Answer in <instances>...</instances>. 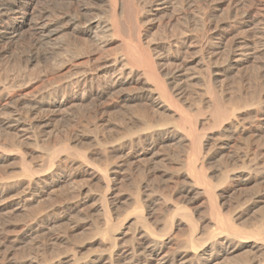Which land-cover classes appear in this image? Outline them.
Listing matches in <instances>:
<instances>
[{
  "label": "rangeland",
  "instance_id": "1",
  "mask_svg": "<svg viewBox=\"0 0 264 264\" xmlns=\"http://www.w3.org/2000/svg\"><path fill=\"white\" fill-rule=\"evenodd\" d=\"M211 1L124 0L130 22L121 35H113L107 20L109 0H40L23 28L24 37L16 44L0 40V264H92L112 250L146 243L139 233L147 226L150 234L170 240L162 252L167 255L164 264H181L186 253L187 258L193 257V252L184 250L192 237L201 254L209 249L217 258L192 264H264V158L255 152L257 139L263 143L264 137L251 136L249 130L255 128L252 117L247 119L246 132L230 123L215 128L208 123L212 120L207 91L211 76L223 101L236 104L240 97V74L226 62L236 34L235 26L229 27L233 23L231 8L224 0ZM96 17L105 25L99 32L104 39L99 41L81 30L86 20ZM42 22L53 23L52 29L58 27L59 31L35 42ZM205 23L206 30L209 24H220L233 31L228 43L214 39V54L198 44ZM139 25L158 66L184 73L186 93L175 92L181 105L197 114L199 129L206 122L209 148L201 162L223 213L238 232H218L222 245L213 249L208 235L217 225L211 219L203 185H195L188 172L191 148L185 133L176 128V110L156 111L143 102L128 105L117 91L84 99L81 86L68 82L78 67L95 65L92 62L101 54L117 52L127 63L123 41L134 39ZM189 34L194 37L188 52L177 51L171 41ZM91 54L93 58H89ZM30 55L39 59L29 63ZM254 64L243 71L248 94L264 81V54L259 53ZM134 70L140 72L139 67ZM53 92L57 93L49 100L47 95ZM199 108L204 112H198ZM13 117L25 126L9 129L6 122ZM145 121L155 123V128ZM163 129L175 130L164 134ZM22 159L32 173L24 170ZM106 171L113 178L111 189L105 181ZM104 202L110 207L108 216ZM190 220L195 223L194 232ZM239 229L246 233L240 234ZM121 261L123 257H116L113 263ZM111 263L104 260L102 264Z\"/></svg>",
  "mask_w": 264,
  "mask_h": 264
},
{
  "label": "bare ground",
  "instance_id": "2",
  "mask_svg": "<svg viewBox=\"0 0 264 264\" xmlns=\"http://www.w3.org/2000/svg\"><path fill=\"white\" fill-rule=\"evenodd\" d=\"M39 1L40 0H0V40H7L8 42H12L15 44L18 41H20V39H22V37H24L23 36V31H24L23 28L26 24H29V22L31 21L30 17L32 15V13L34 12L35 6L39 4L38 3ZM109 1H110L109 6L111 7V11L108 12L110 14V15H108L110 18L107 19V20L110 19V21H111V22L108 21L111 24V27H109V28L112 30L113 35H121L124 32V26L130 22L129 21L130 16H129L128 12H126V9H125L126 5H125L124 0H109ZM107 2H108V0H107ZM180 2H181V0H180ZM224 2H227L226 3L227 5L229 3V7L231 8V15L233 18L232 19L233 23H231L232 25L229 27L235 26L234 30L236 31V34L234 36V43H232L233 45L230 44V46L228 47L229 49L226 48L227 51L229 52V56H228V59L226 62H228V65L230 67H232V69L237 70V72H239V74H240V79H239L240 85L238 84L239 90H240V97H239L238 102L236 104H232L233 102L228 103V102L223 101V99L219 95L220 92L218 93L216 90L217 87L215 88L213 86L212 76L210 75L211 77H210V79H208L209 84L207 87L208 88L207 91H208V93H210V96H211V99H209V100L212 101V105H211V107H212L211 108L212 109V120L208 121V123L213 128L222 126L225 123H230L231 124L230 126H235L236 128L240 127L241 130L246 132V131H248V128H249V126L247 125V124H249L247 122L248 121L247 119H248V117H252L254 120H252V119H250V120H252V122H254L255 128L249 130L251 136L252 137H260V136L264 137V92H262V91H264L263 90L264 89V81H260L258 83V87H257L258 89H256L255 91L253 90L254 92L252 94H248L247 91L244 90V84H243L244 83V75H243L244 72L243 71L247 70L246 68H250V67L255 66V64H254L255 58L257 57V55L259 53L264 54V27L255 26V25H257V23L258 24H264V0H224ZM200 3H201V1H200ZM211 3H212V1H211ZM133 5H134V10H136V12L139 13L140 8L138 9V7L136 6L135 3ZM131 6H132V4H131ZM187 8L189 9V6ZM20 10H21V14L18 15ZM200 10H201V8H200ZM136 12H135L134 16H136ZM141 12H142V10H141ZM33 15H34V13H33ZM76 16H77V14H76ZM97 17L86 20V22H85V24L81 30L83 31L84 35H86L87 37H90V38H93V39L99 41V40H101V38L104 39V37H101L102 35H100L99 32L102 30V27L105 25L103 24L102 20L97 19ZM163 17H164V15H163ZM98 18H101V17H98ZM48 19H50V18H48ZM40 20H41V18H40ZM137 21H138V19H137ZM150 21H151V19H150ZM21 24H23V25L21 26ZM79 24H81V22ZM138 24H139V22H138ZM38 25L39 26L37 27V32H35V37H34L35 42H43V41L47 40L48 38H50V36L58 33V31H59V30H57L58 27L56 29H52L53 23L51 24L49 22H42ZM203 25H204V31H203L204 35H200L199 39L197 38L199 40L198 41L199 47L201 48V50H203L204 47L206 46V49L209 50L210 53L214 54L215 53L214 52V50H215L214 45L216 44L214 42V39L219 38V39H222V41L227 40L226 42L228 43V41L230 40L229 36L232 34L233 31L229 27H225L224 25H220V24L215 26V27H212L209 24L207 26V30H206V23ZM76 29H78V28H76ZM164 30H165V27H164ZM104 31L106 32V29ZM172 32H173V30H172ZM101 33H103V31ZM63 36L66 37V35H63ZM134 36H135L134 39L130 38V40L127 39V40L123 41L122 50L125 52V54L127 56L126 57L128 60L127 63H125V58L120 57L117 54V52H116V54H111V55L101 56L102 55L101 54L99 57H95V60H94L95 63L92 62L95 65H93L91 67H87V68H85L86 66H84V68H82V66H81V68L78 67L77 68L78 71H76L74 74L72 73L73 75L71 77V80L68 82L70 84H75V85L77 84V85L81 86V88H82L81 98H84V99L89 97V96H90V98H91V96L92 97L94 96L95 98H101V97H103V96H105V95H107L113 91L114 92L117 91L119 93L122 92L121 101L128 104V105H130V103H132V102H143V103L147 104L149 107H152L156 111H158V110L168 111V110H171L172 108H174L176 110V112L178 113V119L176 118L177 119V122H176L177 127L176 128L181 130L183 133H185V137L188 139V142H189V145L191 148V151H190L188 158H187L188 172H189L190 176L193 178L195 185L196 184L200 185V186L203 185V187H204L203 191L208 197V207H209L208 209L210 211L211 219L217 225V228L213 229V231L211 230L209 235H208L209 238L213 239V241L211 240L212 242L210 243L211 244L210 249H213L215 246H219L221 244V241L219 239H217V237H218L217 233L218 232L220 233L221 230H223V231L226 230L228 232L230 231V233H232L234 235H238V232L235 229L236 225L234 224V222L229 220L227 218L228 216L226 217V215L223 213L221 206L219 205V202H218L216 195L214 193L215 191L212 187V182L209 181L207 172L204 168V163L201 162L202 161L201 156L203 155L204 152H206V149L209 148L208 147L209 143L206 142V122L203 123V127L201 129H199L197 116H196L197 114H193V113L189 112L188 111L189 108L186 110V108H184L181 105L180 100L176 96V93H175L176 91H177V93H178V91H180V93H186L185 87L182 85V81L184 78V73L182 72V70L176 69L174 71H171V70L167 71L164 68H161L158 66V62L155 58V52L153 51V48L149 44H147L143 41V38H142L143 35H142L140 25L137 27L136 35H134ZM150 37H152V36H150ZM193 37L194 36L189 34V35H186V36L181 37V38L180 37L174 38L173 41H171L172 42L171 44L179 52H182V51L188 52L189 48L192 46L191 40ZM165 38H167V37H165ZM73 39L74 38H72V40ZM163 40H165V39H163ZM231 42H233V40H231L230 43ZM28 43H30V41ZM94 43H95V41H94ZM220 43L222 44V42H220ZM91 45H93V44L91 43ZM225 45H226V43H225ZM220 46H222V45H220ZM85 48H86V46H85ZM77 50H79V49H77ZM79 52H80V50H79ZM101 52H102V50H101ZM84 53H85V51H84ZM84 53H83V55H84ZM92 53H94V52H92ZM92 56H94V55H92V54L89 55V58H91ZM202 57L204 60H206V56L205 57L202 56ZM36 58L37 57H35L34 55H30L28 57L27 61L29 63H33L34 61H36ZM37 59H39V58H37ZM19 62L21 63V61H19ZM87 62L90 63V61H87ZM70 63H72V62L70 61ZM204 63H205V61H204ZM84 64H86V63H84ZM211 65H210V60H209V62H208V68L209 69H210ZM15 66H16V64H15ZM135 66L140 68V72L137 73L136 72L137 70L136 71L134 70ZM170 66H171V64H170ZM256 66H257V64H256ZM18 67H19V65H18ZM69 69H70V67H69ZM16 70H17V67H16ZM260 76L261 75H259V77ZM256 79H257V77H256ZM48 81H50V80H48ZM13 83H11V84H13ZM8 85H6V86H8ZM254 86H255V84H254ZM4 87H5V85H4ZM0 91H1L0 94H2V90H0ZM126 91H128V92H126ZM56 93L57 92H53V95L51 93H48L49 95H47V97L49 98V100H52V98L55 96ZM44 97H46V96H44ZM199 97H201V96H199ZM201 100H202V98H201ZM39 104H40V102H39ZM139 106H141V105H139ZM144 111H145V109H144ZM202 111H203V108L198 109V112H202ZM158 114H159V112H158ZM10 118L8 121L6 120L7 124L5 123L9 127V129L11 127V128L18 130V128H20V126H25L22 124V121L20 120V118H14V119H10ZM26 120H27V118H26ZM26 120H24V121H26ZM167 121L168 120H166V122ZM150 122L151 121H148L146 123H148V125H150V127L155 128V126H152V124H155V123H153V122L150 123ZM162 123H163V120H162ZM161 126H162V124H161ZM173 130H175V129H172L170 131H168V129L167 130L163 129L162 132H164V134H165V132H166V134L167 133L169 134V132H171V131L173 132ZM159 131H160V129H159ZM156 133H158V132H156ZM156 133H153L152 135H154ZM139 138H140V136H139ZM105 149H106V147H105ZM255 152L258 153V155H260L262 157V159L264 158V142L261 143L259 141V138L257 139ZM22 161H23V165H24V170L28 173H30V172L32 173L31 168H29L27 166L26 161L24 159H22ZM84 162H85V160H84ZM103 169H105V168H103ZM188 172H187V175H188ZM108 173L106 171L104 174H105V178H106L105 181H106V183L108 185V189H109L111 186L110 182L112 181L113 178L111 179L110 176L108 175ZM104 174H103V176H104ZM231 179H232V177H231ZM136 193L138 194L137 191H136ZM102 207H103L106 215L108 216L109 212H110L109 205L106 202H104ZM143 218L144 217H141L140 219H143ZM190 226L194 232L195 231V223L192 220H190ZM239 231H240V229H239ZM242 231L246 233V231H244V230H242ZM242 231H240V234ZM256 234L258 236L261 233L259 234L256 232ZM256 234H253V235H256ZM139 235L141 238H146L147 242L146 243L139 242L138 244H134L131 247L125 246V247H122L119 251L112 250L110 253L102 255L99 259L92 260V264H102L104 260L106 263L107 262L113 263L116 257H123V262L121 261L122 264H164L167 261V255L165 253H164V255H162V252L165 248V245L170 243V240L166 241L163 238H161L160 235L158 237L156 235L154 236V235L150 234V231L148 232V226H147V230L143 229L142 234L139 233ZM244 236H242V237H244ZM203 241H205V240H203ZM188 244H189V248L185 245L186 248L184 250H185V252L186 251L193 252V257L191 256V257L187 258V253L186 254L184 253L185 255L183 256V260L179 261L181 264H187V263L192 264V262L194 260L199 261V262L205 261L206 263H209L210 261L217 259L216 255L214 257V254L212 251H208L209 249L208 250L206 249L204 251V253L201 254L200 250H199L200 249L199 245H198V243L194 237H192L188 240ZM200 246L202 247L201 244H200ZM129 255H132V256L130 257ZM152 259H155L156 262L152 263Z\"/></svg>",
  "mask_w": 264,
  "mask_h": 264
}]
</instances>
